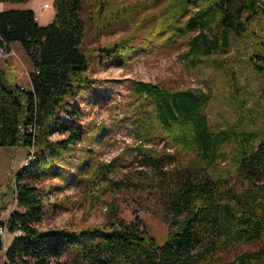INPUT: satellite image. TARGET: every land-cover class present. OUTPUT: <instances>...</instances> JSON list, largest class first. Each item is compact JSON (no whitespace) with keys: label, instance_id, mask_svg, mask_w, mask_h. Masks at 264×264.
<instances>
[{"label":"trees","instance_id":"16d2710c","mask_svg":"<svg viewBox=\"0 0 264 264\" xmlns=\"http://www.w3.org/2000/svg\"><path fill=\"white\" fill-rule=\"evenodd\" d=\"M107 1L53 0V18L44 25L29 8L0 10V34L19 42L33 67L31 88H21L0 67V146H33L32 159L16 173V208L6 220L9 230L18 228L20 234L6 246L2 264H264V127L254 123L246 98L249 80L242 73L235 76V70L247 68L264 86V0H139L157 7L139 15L126 33L86 46L87 23L108 17L103 31L118 16H106ZM189 30L198 31L184 52L190 62L199 55H221L232 38L245 40L240 61L225 70L234 75L228 94L235 112L247 122L212 129L206 113L210 89L141 79L131 83V90L151 106L161 132L163 150L148 149L142 162L153 170L159 215L169 227L165 238L158 242L141 216L127 220L115 212L104 225L39 229L41 191L28 177L48 174L60 155L81 140L77 108L74 116L65 115L64 106L90 81V55L98 63L111 58L124 63L138 50L134 40L139 34L144 43L159 46ZM54 132L63 136L50 140ZM169 147L173 151L165 150ZM185 154L196 158L166 166ZM216 160L226 161V168L206 169ZM242 242L254 247L230 256L232 246Z\"/></svg>","mask_w":264,"mask_h":264},{"label":"rangeland","instance_id":"374dc122","mask_svg":"<svg viewBox=\"0 0 264 264\" xmlns=\"http://www.w3.org/2000/svg\"><path fill=\"white\" fill-rule=\"evenodd\" d=\"M44 1L39 0L41 4ZM18 3L16 7L24 6ZM106 7V16L117 13L119 18H112L115 22L111 20L112 25L103 31L101 26L108 17L87 23L84 45L93 46L126 33L139 15L154 10L157 5L150 7L139 0H108ZM197 32L189 30L174 42L159 46L153 45L154 42L144 43L139 34L134 40L139 44L138 50L125 57L124 63L114 58L98 63L95 56L90 55L87 70L90 81L64 106L65 115L68 112L74 116L73 108H77L75 116L84 128L81 140L60 155L57 167L48 174L28 177L41 191L43 212L36 223L39 229L104 225L115 212L119 218L127 220L141 216L158 242L165 238L169 227L159 215V202L151 182L153 170L142 162L148 149L163 150L159 140L161 132L151 106L131 90V83L141 79L177 88L210 89L212 97L206 113L212 129H235L246 126L247 122L235 112L228 94L229 85L235 81L234 75L232 70H225V66L240 61L241 52L247 46L245 40L232 38L221 55H199L190 62V55L184 52L188 38ZM11 49L10 56L0 59V67L15 82L17 76L26 74L29 60L19 42L13 41ZM240 73L249 80L250 90L245 93L247 101L252 102L254 123L264 127V86L247 68L235 70L236 77ZM62 136L54 132L49 138L56 140ZM165 150L173 151V148ZM28 153L24 145L0 146V225L16 208L13 185ZM191 158L196 156L177 155L166 166L178 167ZM205 165L208 170L223 169L226 161L216 160ZM4 239L7 245L11 234L6 233ZM253 247L251 243L242 242L232 246L229 255ZM4 261L5 256L0 252V264Z\"/></svg>","mask_w":264,"mask_h":264},{"label":"crops","instance_id":"0c3cea01","mask_svg":"<svg viewBox=\"0 0 264 264\" xmlns=\"http://www.w3.org/2000/svg\"><path fill=\"white\" fill-rule=\"evenodd\" d=\"M6 2H8V1H0V10L7 9V8H29V9L33 10L34 13L37 15L36 21L40 25H44V24L50 22L53 18L54 12H55L53 0H45L44 3L46 2L47 6H44V3L41 4L39 2V0L23 1L22 2V3H24L23 7H16L17 4H20L18 2H11L10 1V2H8L9 4L8 3L5 4ZM8 56H10V54L7 55V57ZM28 60H29L28 65L25 66L26 74L24 76H21V77L17 76V81H15L17 84L22 85L26 88L31 87V80L29 77V73L33 68L29 58H28ZM8 147H11V146H8ZM10 241H11V239H10Z\"/></svg>","mask_w":264,"mask_h":264},{"label":"built area","instance_id":"2783aa9c","mask_svg":"<svg viewBox=\"0 0 264 264\" xmlns=\"http://www.w3.org/2000/svg\"><path fill=\"white\" fill-rule=\"evenodd\" d=\"M44 6H47V3H45ZM37 18V15L34 13V19ZM12 42L7 41L1 34H0V59L2 57H5L12 53ZM21 88H26L24 86H21ZM31 88V87H30ZM28 130H32L31 127H28ZM32 152H33V146L29 147V153L27 154L23 164H27L32 159ZM6 233H10L11 236H16L20 234V230L18 228H14L13 230H9L7 221L4 224L0 225V240L2 241V247L0 248V252L4 254V250L6 248L5 239Z\"/></svg>","mask_w":264,"mask_h":264}]
</instances>
